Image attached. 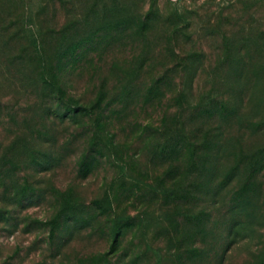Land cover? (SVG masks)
Instances as JSON below:
<instances>
[{
  "label": "rangeland",
  "instance_id": "obj_1",
  "mask_svg": "<svg viewBox=\"0 0 264 264\" xmlns=\"http://www.w3.org/2000/svg\"><path fill=\"white\" fill-rule=\"evenodd\" d=\"M0 264H264V0H0Z\"/></svg>",
  "mask_w": 264,
  "mask_h": 264
},
{
  "label": "trees",
  "instance_id": "obj_2",
  "mask_svg": "<svg viewBox=\"0 0 264 264\" xmlns=\"http://www.w3.org/2000/svg\"><path fill=\"white\" fill-rule=\"evenodd\" d=\"M33 42H34V47H35V53L38 55L39 59H40V66H38L39 68V78L41 80V83L43 84V88L46 90H48L50 88V86H53L52 89L54 91H49V97L56 93L58 95V107L56 109L55 112H52V103L48 101V103L46 102V112L49 113L51 112L52 114H54L56 117H61L63 120H73L77 117H79L80 115L85 114L86 112H88V108L87 107H81V106H77L76 103H74L73 101H69L67 93L65 92L64 88L62 86H60L59 82H60V74L61 72H57L55 71L56 69V64L55 62L59 63L61 66L64 65V60H68L70 58H78L79 52H78V47L76 44L72 43L70 45H68L67 47H63L60 46V48L58 50H56L54 52V54H52L53 56L51 58H48L45 52V47L39 42L37 34H33ZM44 47V48H43ZM72 63V61H70ZM66 65L69 64H65L63 69L67 68ZM62 70V69H61ZM47 94V95H48ZM99 106V105H98ZM96 108V107H95ZM63 109V111H61ZM88 109V110H87ZM175 138L170 136L168 139V145L166 146L165 150H169L172 146L178 147V144H174ZM98 140V139H96ZM95 154V153H94ZM91 157L87 156V160L85 161L83 168L85 169L86 163H92V159H90ZM52 161V158H49ZM36 162V160H35ZM113 235H118V231H113Z\"/></svg>",
  "mask_w": 264,
  "mask_h": 264
}]
</instances>
